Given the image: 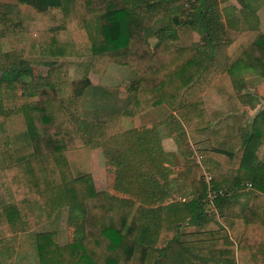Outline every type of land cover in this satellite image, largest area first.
<instances>
[{"label":"trees","instance_id":"1","mask_svg":"<svg viewBox=\"0 0 264 264\" xmlns=\"http://www.w3.org/2000/svg\"><path fill=\"white\" fill-rule=\"evenodd\" d=\"M236 1L239 17L233 5L221 17L219 0L0 2V26L10 45L0 44V264H264V154L254 159L258 146L264 150V108L241 134L234 124L211 127L204 106L206 89L236 63L264 77V31L257 14L264 0ZM189 3V14H174ZM29 12L31 23L42 18L38 49L55 57L46 74H35L25 44L11 39L23 31ZM170 22L194 29L199 41L180 44ZM83 55L99 75L111 62L136 71L122 108L91 107L106 89L93 85L88 73L72 90L60 80L56 57ZM18 85L38 97L17 102ZM159 104L168 108L161 120L117 130L120 115L136 116ZM86 111L105 112L104 132L79 128ZM162 121L180 148L187 145L186 130L205 129L210 151L233 164H205L208 181L202 172L191 182L177 180L189 174L174 177L165 164ZM104 143L113 153V191L97 189L90 172L74 174L65 154ZM190 193L188 199L175 198ZM72 203L83 206L81 237L61 243L54 230L35 229ZM24 237L32 256L21 252Z\"/></svg>","mask_w":264,"mask_h":264},{"label":"rangeland","instance_id":"2","mask_svg":"<svg viewBox=\"0 0 264 264\" xmlns=\"http://www.w3.org/2000/svg\"><path fill=\"white\" fill-rule=\"evenodd\" d=\"M6 1V2H14L15 0H0ZM234 6L233 8V15L239 17V3L236 0H219V10L222 12L221 17H224V9L225 11H228V6ZM227 6V7H226ZM192 8V5L184 4L179 6L175 11L174 14L179 16L181 19L190 13ZM190 9V10H189ZM257 14L259 16V28L264 31V3H262L259 8L257 9ZM31 15V13H25L24 21H25V28L23 31L19 32L15 36L11 37L13 40H19L22 41L25 44V49L27 50L26 57L29 59V61L34 65V72L35 74H46L48 72V69L50 67L51 60H53L55 57L53 55H50L48 53H45L43 50H39L38 46V37L39 31L37 26L40 25L42 18L39 16L37 17V23H31L30 19L28 17ZM33 20V18H32ZM244 22V21H243ZM240 24V28L242 30H246V24L243 23ZM160 24V21H155L153 23V28H157ZM170 26L174 29L173 34L175 37H177V41L181 44H189L199 41L200 35L192 28L186 25H176L172 22L169 23ZM176 30V31H175ZM38 36V37H37ZM151 42L155 41L156 37L151 36L149 37ZM10 39V38H9ZM0 44L3 48L10 47L8 40L3 37L2 34V28L0 26ZM207 48L210 49V46L207 45ZM54 67H59L58 73L60 80L67 83L68 89L72 90V87L74 85V81H76L78 78L82 77L84 73H88L91 77V80L94 83H98L103 86L105 90V94H102V98L98 94L96 96L101 98L100 103H92V108L100 107V105H106V107H112V108H122V106L125 104L127 100L126 96V78L131 79L135 77L136 71H131L129 68L126 67V65H121L117 63H108V65L105 67L103 74L99 75L97 72L93 71L91 69V59L88 55L83 56H60L56 57V61H53ZM129 67V66H128ZM137 77V75H136ZM261 81V82H260ZM264 81V78L260 75H257L254 69L247 67L246 65H243L242 63H236L231 73H224L222 74L221 79L218 80V84L222 83L226 87H228L230 90L233 91H244V90H255L257 89L254 87L257 83H262ZM264 82L262 85L260 84V88L262 90L261 93L264 95ZM210 87V86H209ZM255 88V89H254ZM213 89L210 88L208 93L210 95H213L212 91ZM89 91V92H88ZM17 102H23L25 100L31 101L35 100L38 95L32 91H25L22 89L20 85L17 86ZM87 96H90V90H87ZM103 99V100H102ZM9 105H11L8 100ZM264 103V100L262 101ZM91 111H88L87 113H90ZM104 116L105 112H101ZM250 115L248 119H253ZM88 115V114H83ZM82 115V116H83ZM106 117V116H104ZM121 117L123 118V121L121 122ZM80 122V121H79ZM140 121H138L139 123ZM245 125L242 126L241 134H245L250 129V122L244 121ZM242 123V124H243ZM126 125V115L119 116L117 120V129ZM261 126L264 125V123H260ZM104 130H106V125H104ZM90 134V133H88ZM92 134V133H91ZM97 134V133H96ZM75 148V147H74ZM72 149V148H68ZM67 150V149H66ZM263 150V148L261 149ZM260 150V151H261ZM264 151V150H263ZM113 157V153H111ZM80 157H85L86 155L82 154L79 155ZM87 158V157H86ZM73 164H69L72 172L74 174L84 173L87 172L90 168V164H74L75 160L74 158H70ZM82 160V159H81ZM113 169V167H112ZM197 172V171H196ZM199 171L197 172V174ZM111 175H115V168L114 173H111ZM209 180V177H208ZM106 185L101 184L98 188H105ZM178 194H175L177 196ZM0 197H1V191H0ZM41 214V213H40ZM42 219V218H41ZM186 229H191L192 226L189 224H185ZM35 229L37 230H54L57 233L58 240L61 243H65L66 241L75 240L82 236L83 234V206L80 203H72L70 205H66L63 207L58 208L54 214L49 219H43L37 226H35ZM227 243H234L232 239L228 238L226 239ZM30 241L26 237H24L22 240H20V246H21V252L24 253L26 256L33 255V249L32 246H30ZM33 259V257L31 258ZM33 263V261L31 260ZM211 264H223L221 262L217 263L214 261L210 262Z\"/></svg>","mask_w":264,"mask_h":264},{"label":"crops","instance_id":"3","mask_svg":"<svg viewBox=\"0 0 264 264\" xmlns=\"http://www.w3.org/2000/svg\"><path fill=\"white\" fill-rule=\"evenodd\" d=\"M126 67L130 70L132 69L127 65ZM131 71L134 72L135 70L132 69ZM133 74L135 75L134 78H136L137 74ZM88 76L91 80L89 74ZM221 77L222 75L218 77L203 94L204 106L211 121L210 126L220 127L227 124H234L240 130V128L245 125V123H243L244 121L251 122V119L248 118L250 117V115H252V113H255L253 114V116H251L253 118L262 108H264V103H262V101L264 100V95L263 93H261L262 90L260 88V84L262 85L264 81L262 83L255 84L254 87H256L257 89L254 88L255 90L253 91H241L249 92L252 95V97L250 96L247 98H242L238 95V93H241L240 91L230 90L222 83L218 84L217 82L219 79H221ZM131 79L133 78L131 77ZM131 79L126 78V84ZM91 83L93 85L99 84V82L94 83L92 80ZM210 88L213 89V91L211 90L213 95H210L208 93ZM129 94V91L126 88V96L128 97ZM91 101L92 103L96 102V105L99 102L97 98H94ZM87 112L88 111H86L84 114L88 115H83L81 117L79 128L83 132L90 134H98L104 132V116ZM167 112V106L165 104H159L146 111H143L136 116L126 115V125L118 128L117 130L121 131L132 126L139 125L141 123L161 120L162 118H164ZM123 118L124 117H121V122L123 121ZM138 121L140 122L138 123ZM158 131L162 146L168 153V161H166L165 164L173 168V176L178 177L180 171H184L186 174H189L188 176H191H187V178H183V176H181L177 179L179 181L185 180L184 182H191L193 178L198 177L197 175H199L200 172L205 174V179L206 181H208V177H210V174L206 170L205 164H207L208 166H212V164H221L225 167H229L230 164H233L232 160H230L226 155L210 151V144L207 139V131L205 129L192 132L186 130L188 137L187 145L181 148L177 145L176 140L170 133V128L166 122L162 121L158 124ZM262 148L263 145H260L256 148V152L254 155V159L256 161L259 160L264 154V151L261 150ZM111 153L112 149L108 143L100 145L87 144L84 146L65 150V154L69 164H73L70 158H74V164H90V169L87 170V172H90L92 174L95 187L99 189L98 187L101 186V184H104L106 185V187L100 189H106L109 191H113L112 186L114 181V176L111 175V173H114V160ZM82 154H85L86 156L80 157L79 155ZM196 171H199V173L197 174ZM190 196L191 193L189 196L178 194L177 196H175V198L188 199Z\"/></svg>","mask_w":264,"mask_h":264},{"label":"built area","instance_id":"4","mask_svg":"<svg viewBox=\"0 0 264 264\" xmlns=\"http://www.w3.org/2000/svg\"><path fill=\"white\" fill-rule=\"evenodd\" d=\"M210 195L212 196V195H213V193H211V192H210Z\"/></svg>","mask_w":264,"mask_h":264}]
</instances>
